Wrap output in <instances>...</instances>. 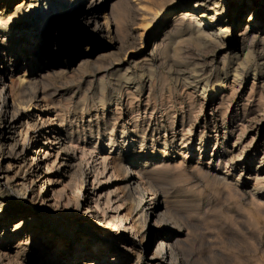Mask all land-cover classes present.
I'll use <instances>...</instances> for the list:
<instances>
[{"label":"rangeland","instance_id":"obj_1","mask_svg":"<svg viewBox=\"0 0 264 264\" xmlns=\"http://www.w3.org/2000/svg\"><path fill=\"white\" fill-rule=\"evenodd\" d=\"M64 1L0 0V18L15 10L24 17L0 24V58L4 59L6 65L16 64L12 73L15 84L10 89L6 88L9 101H15L13 92L18 76L32 69L38 73V78L44 75V80L50 84L44 90L49 97L44 95L49 102L44 114L61 115L63 122L59 118L57 120L71 133L74 144L79 149L86 147L79 171L97 164L99 160L95 163L94 159H97L98 152L108 155V160L113 156H124L126 168H132L129 177H138L145 201L149 202L152 191L156 192L160 201L164 200L171 209V220L182 227L180 239L185 244L178 253L182 256V264H264V76L260 72L254 76L251 71L258 60V52L253 54L254 58L250 57L246 64H242L244 69L238 82L225 80L218 88L214 87L215 65L219 63L218 53L221 50L217 49L216 54L196 52V69L199 70L203 62V66L206 65L203 69L211 72L202 82H207L203 84L205 89L193 90L192 82V87L179 89L173 81L169 82L163 64L166 59L159 50L154 49V45L165 36L168 20L183 15L184 10L170 2L160 6L154 0H145L147 8L154 5L152 8L157 9L153 12L148 8L146 19L150 23L146 21L145 26L139 27L140 30L145 28L142 40L144 49L137 55L139 46L132 47L129 41L122 48H117L111 46L107 38L90 36L86 31L78 32L80 41L74 40V28L81 24L77 17L70 19L68 33L57 30L52 22V27L50 23L48 28L43 29V36H37L35 33L40 25H45L48 19L53 20L55 16L57 18V14L67 7ZM87 1L82 0L80 7H84ZM224 1L220 0V4ZM194 4L195 1H192L191 5ZM233 14L228 17L230 33L226 39L232 43L240 39L246 26H252L247 25L248 13L237 15L236 23H232ZM259 17L258 29L264 31V14ZM84 47L89 49V53L79 51ZM11 58L13 62H9ZM96 60L98 62H93ZM84 62L87 66H84ZM192 73L194 76L200 75L199 72ZM99 78H103L102 88ZM38 85L40 95L41 85ZM27 100L26 97L22 105L17 106L18 111L28 108ZM17 116L22 120L29 118L25 112ZM180 120L185 124L183 129L178 126ZM58 151L59 144L53 145L51 152L56 155ZM50 167L52 182L45 188H49L48 195H67L68 190H60L64 182L68 183L67 178L59 174L61 168L56 163ZM141 171L147 172L148 176L146 174V177L139 179L136 174ZM105 176L108 177L107 172L98 177V183L103 182L101 187L104 193L111 190L113 195L114 188L122 185V175L119 180L112 178L107 183ZM74 183L73 187H78ZM35 190H38L37 185ZM77 196H71L72 201L63 211L39 208V204L32 207L29 202L21 203L9 190L0 192V203L8 210L20 205L39 213L46 220H52L49 228L42 227L38 233L40 240L45 238L43 244L52 232L54 237L61 239V229L54 231L53 227L67 226L69 222L65 221L75 215L74 199ZM84 199L79 198V213L83 212ZM89 218L84 216V221L91 223ZM26 225H22L23 236L13 237L11 232L4 236H8L5 242L8 247L4 252L10 256L19 252L24 261L31 252L29 240L21 249L15 247L24 236L30 233L34 236V232H30L32 228L29 231ZM76 230L80 235L79 241L90 235L89 230L81 226ZM126 239L125 246L134 244L135 252L139 254L142 250L139 241H134L129 234H126ZM56 246L52 253L57 251ZM120 246L113 241L106 242L99 247L98 255L94 256H98V261L105 257L103 260L107 262L114 255L122 258L129 255L130 261L135 263L136 253L127 254ZM155 248L156 244L145 254L142 252L136 264H146ZM75 250L72 247V252ZM158 257L162 262L163 254ZM89 261L84 257L77 258L74 263L89 264ZM98 261L92 262L97 264Z\"/></svg>","mask_w":264,"mask_h":264},{"label":"bare ground","instance_id":"obj_2","mask_svg":"<svg viewBox=\"0 0 264 264\" xmlns=\"http://www.w3.org/2000/svg\"><path fill=\"white\" fill-rule=\"evenodd\" d=\"M154 1L160 6H165L167 2H170L185 11L183 15L173 16V19L168 20L164 30L165 36L161 37L160 42L154 45V49L159 50L160 55L166 59L163 64H165L164 69L167 70L169 82L173 81L179 89L192 87L193 85L190 86L192 82V84L194 83L193 90L200 89L204 91L205 85L203 84L207 82L203 84L202 82L205 81L206 75L211 72L206 68L203 69L206 66H203V62L201 63L202 67L200 66L199 70L196 69L198 61H196L195 56L197 57V54L200 53L216 54L217 49L221 51L218 53L220 56L219 63L215 65V68L217 67L215 88H218L225 80L232 79L234 82H238L242 77L241 71L244 69L242 64H246L255 52H258L259 57L251 71L254 76L257 72L264 76V31L258 29V17L264 14V0H231L230 2L227 0L226 3L223 0L222 4H220V0ZM192 1H195L194 5H191ZM81 2L82 0H65L64 3L67 4V7L57 14V18L55 16L53 20L48 19L45 25H40L41 28L38 27L35 34L43 36L45 34L43 29L48 28L50 23L52 27V22L55 23L54 26L57 30L60 29L61 32L68 33L70 31V19L77 17L81 24L79 27L74 28L76 31L74 40L80 41V38L77 37L78 32L86 31L90 36L107 38L111 46L117 48H122L124 43L129 41L130 46H139L140 49L137 55L142 53L145 28L140 30L139 27L145 26L146 17L149 15L148 8H150H147L144 4L145 0H88L84 7H80ZM152 3L154 4V2ZM148 5L150 6V4ZM108 6L110 7L108 8ZM152 7L150 9H153L154 12V9L157 8ZM231 13H234L232 23L238 21L237 15L248 13L247 25L252 24L251 27L246 26V29L240 35V39L235 40L233 43L232 41H226L230 33L228 17ZM23 18V14L15 10L5 18H0V24H8ZM210 28L215 29V32ZM225 36L226 38H224ZM79 51L89 53L87 47L81 48ZM1 55L3 54L1 53ZM13 57L18 58L15 55ZM11 61L13 62L12 58L9 62ZM5 65L4 59L0 58V192L9 190L16 195L17 199L22 201L21 203L29 202L32 207L39 204V208H49V210L55 211L64 210L72 201L71 196L72 198L77 194L79 196L80 191L81 194L79 197L77 196L78 198L76 197L77 199H74L75 215H72L70 220L65 221L69 222L67 226L53 227L54 231L61 229V239L54 237L52 232L48 241L43 244L41 243L45 238L40 240L38 233L42 227L44 229L49 228L48 225L53 222L52 220H46L39 213L20 205L16 209L8 210L7 207H1L0 203V264H76L74 262L77 258L84 257L90 260L89 264H93L92 261H98L99 247L104 246L106 242L113 241L121 245L120 247L127 254L136 253L133 247L134 244L125 246L126 234L131 235L134 241L138 240L142 246L140 253H136V262L130 261L131 257L129 255L127 258L114 255L107 262L103 260L105 257L101 258L102 260L99 259L100 261L97 264H136L142 252L145 254L154 244H156V248L154 253L147 258L146 264H182V259H180L182 256L180 257L178 253L185 244L180 239L183 229L171 220V209L167 207L166 202L164 200L160 201V196L157 197V193L153 191L151 193L152 198L148 200L149 202L145 201V194L141 189L142 186L139 185L140 183L138 184V177L137 179L136 177H129L132 168H126V158L124 156H113L108 160V155L98 152V157L95 155L97 159L94 160L95 163L98 160L99 162L94 166L90 165L92 167H88L89 169L87 168L85 171H79L78 167L83 162L81 157L85 154L86 147L83 146L79 149L74 144L71 133L67 131L66 127L59 124L60 121L63 122L60 118L61 115H58V113L53 116L44 114L49 103L47 99L49 97L46 96L47 93L45 94L44 90L50 85L46 79L44 80V75L38 78V73L32 69L29 73L18 76L13 92L16 102L14 100L9 101L6 88L10 89L15 84L13 83L12 73L16 64ZM192 72H199L200 75L194 76ZM190 73L194 78L190 76ZM102 79L99 80L101 83L100 88L103 85ZM38 84L41 85L39 94L43 96L38 95L40 90L37 88ZM120 96L122 95L120 94ZM26 97L28 108H23V110L20 108L19 112L17 106H21ZM35 111L39 113H35ZM21 112L27 113L29 118L27 117L28 119L24 120L18 118L17 114ZM57 118H59V122ZM178 126L183 129L185 124L181 121ZM243 128L245 129V126ZM57 144H59V151L55 155L51 151L52 146ZM89 149L87 152H89ZM89 157H91L90 154ZM54 163L58 168H61V171H59L60 176L67 178L68 183L64 182L60 189L62 191L68 190L66 196L57 193L49 196V188L45 189L46 185L52 182V170L50 171V168L53 166H50ZM126 169L129 170L128 173H126ZM106 172L108 176H105L107 178L106 183L112 178L114 181L119 180L120 174L122 175L120 179L122 185L114 188L113 195L111 190L104 193L101 187L103 182L98 183V177ZM146 174L147 172L141 171L136 176L138 175L139 179H143ZM89 179L91 180L90 183H88ZM146 182L149 181L146 180ZM72 183L76 186L78 184V187L74 188ZM35 185H37L38 190H35ZM44 189L46 190L45 193ZM119 189L120 194H118ZM79 198H85L83 201L85 206L81 213L78 212L79 205H81ZM84 216H89L92 222L84 221ZM13 220L18 222L16 223ZM78 220L81 222H78ZM55 222L58 221L55 220ZM25 224L29 226V231L30 228L33 229L30 232H34L32 233L34 236L32 237L31 233L27 237L24 236L23 240H18L15 247V249H21L29 240L31 252L27 260L24 261V257L22 258V254L20 255L19 252L13 256L4 252L8 247L5 244L8 236L7 238L4 236L8 232H11L13 237L20 234L23 236L24 233L21 232V229L22 225ZM79 226L90 232V235L84 237L82 241H79L78 236L80 235L76 230ZM54 246H56L57 251L52 253ZM72 247L76 248L75 252H72ZM95 254L97 255L94 256ZM159 254H163L162 262L158 257ZM32 255H34L33 258Z\"/></svg>","mask_w":264,"mask_h":264}]
</instances>
